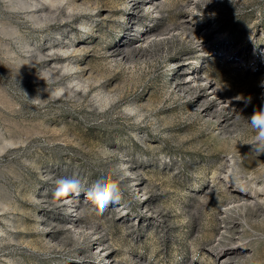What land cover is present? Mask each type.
Returning <instances> with one entry per match:
<instances>
[{"label": "rangeland", "instance_id": "rangeland-1", "mask_svg": "<svg viewBox=\"0 0 264 264\" xmlns=\"http://www.w3.org/2000/svg\"><path fill=\"white\" fill-rule=\"evenodd\" d=\"M205 2L0 0V264H264V0Z\"/></svg>", "mask_w": 264, "mask_h": 264}, {"label": "clouds", "instance_id": "clouds-1", "mask_svg": "<svg viewBox=\"0 0 264 264\" xmlns=\"http://www.w3.org/2000/svg\"><path fill=\"white\" fill-rule=\"evenodd\" d=\"M209 2L210 0H206L205 4ZM42 78L44 79V77ZM239 99L243 98L240 97ZM250 100L251 98L249 97L245 103H249ZM245 119L253 135L244 144L249 145L250 151L260 156L264 154V106L259 109H254L251 116ZM126 175L131 174L126 172ZM56 183L57 196H67L70 193L79 195L80 181L78 178L61 177ZM87 197L91 199L102 212L107 206L118 203L121 199L120 183L115 179L101 175L88 189Z\"/></svg>", "mask_w": 264, "mask_h": 264}]
</instances>
